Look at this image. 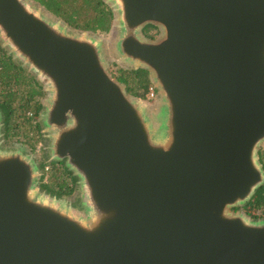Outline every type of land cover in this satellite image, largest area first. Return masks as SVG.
Returning <instances> with one entry per match:
<instances>
[{
    "label": "water",
    "instance_id": "obj_1",
    "mask_svg": "<svg viewBox=\"0 0 264 264\" xmlns=\"http://www.w3.org/2000/svg\"><path fill=\"white\" fill-rule=\"evenodd\" d=\"M102 1L118 59L162 97L154 118L100 40L0 0V41L46 87L48 157L81 192L64 206L0 143V264H264V218L233 211L264 183V0Z\"/></svg>",
    "mask_w": 264,
    "mask_h": 264
},
{
    "label": "trees",
    "instance_id": "obj_2",
    "mask_svg": "<svg viewBox=\"0 0 264 264\" xmlns=\"http://www.w3.org/2000/svg\"><path fill=\"white\" fill-rule=\"evenodd\" d=\"M44 10L49 12L56 18H59L70 27L89 32H108L112 21V14L103 3L102 0H32ZM157 31L154 26L147 25L142 32L146 38L153 39L154 35L150 33ZM119 82L125 85L126 92L131 96L144 99L147 94L148 87L151 84L148 71L138 68L123 72L117 78ZM36 82L32 76H29L18 65L15 64L11 57L8 56L2 48H0V111L2 113V123L4 131L9 130L10 119L16 111L23 112L31 110L33 115L41 110L42 106L39 101H34L35 94L42 95L39 90L36 92ZM23 87L26 88L22 93ZM17 104V105H16ZM15 106H17L15 108ZM38 127V125H37ZM8 137V133L4 134ZM260 164L264 173V162L260 160ZM43 167V165H42ZM62 171L71 177V183L74 185L76 179L62 167ZM42 190L51 197L62 199L64 195L73 192V186L62 192L60 186L58 189L49 185H42ZM78 203V201H77ZM76 205V204H75ZM245 214L254 220L264 218V183L256 191L253 198L243 207ZM259 211V214H257Z\"/></svg>",
    "mask_w": 264,
    "mask_h": 264
},
{
    "label": "rangeland",
    "instance_id": "obj_3",
    "mask_svg": "<svg viewBox=\"0 0 264 264\" xmlns=\"http://www.w3.org/2000/svg\"><path fill=\"white\" fill-rule=\"evenodd\" d=\"M33 5L37 7V9L41 8L40 10L42 11L43 14H48L49 16H52L50 13L46 12L42 7H39L38 4L33 2ZM106 5V4H105ZM107 8L110 11V8L108 5H106ZM45 11V12H44ZM54 17V16H53ZM55 19L57 21H60L63 23L62 20L59 18ZM114 18L112 16V21L110 24V29L108 32H89V31H82L84 33H87L88 35H91L98 40H100L103 44L107 46L105 58H106V63L108 65V71L111 73V75L115 78H118L123 74V72H129L130 70H135L132 67H129L122 63L114 49H113V44L116 43L117 40V28L113 26L114 23ZM66 25V23H65ZM67 28L73 31H79L70 27L69 25H66ZM151 35H154V38L157 37V31H152L150 33ZM0 48L4 50V52L9 56V50L3 45V42L0 41ZM11 60L15 63L18 64L17 61L11 58ZM25 73H27L29 76H32V74L27 70H24ZM34 77V76H33ZM34 81L36 82V86L32 83V85L35 87V91L37 92L40 88L42 95L38 96L35 94L34 96V101H39L41 104L42 108L41 110L37 113V115H33L31 110H27L25 112L18 110L15 112V114L12 115L10 119V124H9V130H3V127H1L0 131V143L2 146V149L4 150H18L21 149L24 154L28 155L33 159V161L40 166L39 170V177L37 180V187L38 189L40 188V185H51L55 187L56 189L61 187L60 190L62 192L66 191L67 188H70L73 186V192L70 193L69 195H64V197L60 200V202L66 206V207H72L77 210L79 209V206L81 204V192L80 188L77 182L72 185L71 183V177L65 174L62 171V167H64V163H59V162H51L50 157H48V145H49V138H48V132L42 125V116L44 114V108L43 106L47 104V93H46V87L44 83L38 81L34 77ZM154 88V96L150 97L149 95L145 96L144 99H139L142 103V106L145 108L147 111L148 115L152 118H154V109L159 108V101L162 100V97H160L159 91L153 86V84H150ZM26 88L23 87L22 93H25ZM17 105V104H16ZM17 106H15L16 108ZM1 113V111H0ZM1 113V117H2ZM157 118V122L159 120H162V113H159L158 115L156 114L155 116ZM160 123V122H159ZM38 125V127H37ZM8 133V137L6 138L4 134ZM263 153V154H262ZM257 158L258 162L260 163V160L264 162V142L260 145L258 153H257ZM43 165V167H42ZM261 165V164H260ZM66 169V168H65ZM72 176V174H71ZM78 201V203H77ZM76 204V206L74 205ZM233 211L238 212V213H244V209L241 207H237L233 209ZM257 214H259V211H257Z\"/></svg>",
    "mask_w": 264,
    "mask_h": 264
},
{
    "label": "built area",
    "instance_id": "obj_4",
    "mask_svg": "<svg viewBox=\"0 0 264 264\" xmlns=\"http://www.w3.org/2000/svg\"><path fill=\"white\" fill-rule=\"evenodd\" d=\"M147 96L149 95L150 97L154 96V88L152 86L149 85L148 87V91H147Z\"/></svg>",
    "mask_w": 264,
    "mask_h": 264
},
{
    "label": "flooded vegetation",
    "instance_id": "obj_5",
    "mask_svg": "<svg viewBox=\"0 0 264 264\" xmlns=\"http://www.w3.org/2000/svg\"><path fill=\"white\" fill-rule=\"evenodd\" d=\"M7 150H9V149H7ZM263 154V153H262ZM75 205V204H74ZM76 206V205H75Z\"/></svg>",
    "mask_w": 264,
    "mask_h": 264
}]
</instances>
